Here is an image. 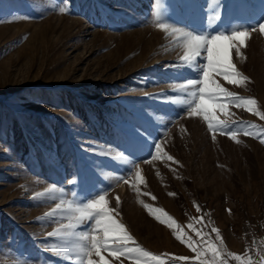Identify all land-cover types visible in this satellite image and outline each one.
I'll return each instance as SVG.
<instances>
[{"label": "rangeland", "instance_id": "rangeland-1", "mask_svg": "<svg viewBox=\"0 0 264 264\" xmlns=\"http://www.w3.org/2000/svg\"><path fill=\"white\" fill-rule=\"evenodd\" d=\"M221 3L214 21L210 0H160L159 7L156 0H0V264H69L52 249L74 241L47 235L68 223L67 214H46L101 194L134 240L165 264H193L196 254L175 226L156 219L163 215L156 208L202 251L220 246L218 228L227 264H241L228 252L262 264L264 136L247 135L245 125L259 132L264 119L235 105L214 109L219 119L244 122L233 140L189 116L180 85L193 75L177 67L184 49L171 29L157 26L247 27L243 56L231 59L250 82L217 79L264 111V0ZM52 185L57 191L36 196ZM200 217L205 241L189 228L200 227Z\"/></svg>", "mask_w": 264, "mask_h": 264}, {"label": "snow or ice", "instance_id": "snow-or-ice-1", "mask_svg": "<svg viewBox=\"0 0 264 264\" xmlns=\"http://www.w3.org/2000/svg\"><path fill=\"white\" fill-rule=\"evenodd\" d=\"M210 3L212 8L209 11L214 13L211 20H219V10L226 5H222L221 0H210ZM156 4L159 7L160 0H156ZM60 11L67 12V8H61ZM157 20H159L158 15ZM261 20H264V17H261ZM157 26L166 32L171 29L170 34L182 44L184 49L183 55L179 57L177 67L186 68L193 75V78L186 79V82L180 85V89L190 97L183 102L186 109H190L189 116H202L210 131L223 132L231 136L233 140L236 139L233 128H236L237 125H243L244 122L219 119L214 109L227 112L229 105H235L264 119V111L259 110L258 102L254 97H245L229 91L217 79L222 77L227 83L236 86H245L250 82V78L241 73L231 59L233 52L236 57L243 56L241 49L246 46V41L250 38L247 27L233 25L220 27L213 32H206L195 26L178 28L163 23H157ZM259 30L264 34V23H260ZM245 127L248 128L247 135H256L257 138L264 136V129L259 132L253 131V129L259 128L258 125L251 124L250 126L245 125ZM213 139H215V135H213ZM149 147L151 148L153 145H149ZM154 147L156 152H160L161 145L159 143H156ZM120 158L123 159V155ZM167 159L172 160L173 157L168 156ZM138 178L143 183L144 178ZM68 183H76V181L70 180ZM54 191H57V188L52 185L45 192L36 193V196H46ZM59 191H63V189H59ZM117 203H119L118 199ZM153 212L163 213L162 216H156L157 220L167 224L170 228L175 226L176 238L196 254L193 264H227L226 260L223 259L225 251L222 247L223 240L218 228H213L212 231L220 240V246L210 243L202 251L199 246L200 242L194 243L191 236H186L181 230V226L163 209L156 208ZM57 214H67L68 223L61 224L60 227L47 235L59 240L71 238L74 241L69 245L59 248L53 247L52 249L55 255L69 261V264H110L105 252L116 260H121L122 257L128 258L134 261V264H165L159 255L145 250L134 240V237L126 230L125 225L115 218L116 210L109 208V202L103 194L96 195L91 199L85 198L78 202L69 201L66 207L57 203L55 208L46 215L54 217ZM199 219L201 220L200 227L189 224V228L196 236L200 237V241H205L208 239V234L203 232L205 227L203 217ZM85 225L88 227L85 228ZM206 253L211 254V261L207 259ZM226 255L234 257L241 264H256L250 256L242 258L241 254L231 252L226 253ZM178 259L187 262L190 257L181 256ZM262 264H264V258H262Z\"/></svg>", "mask_w": 264, "mask_h": 264}]
</instances>
